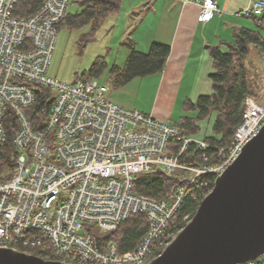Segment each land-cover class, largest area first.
Wrapping results in <instances>:
<instances>
[{
  "label": "built area",
  "instance_id": "built-area-1",
  "mask_svg": "<svg viewBox=\"0 0 264 264\" xmlns=\"http://www.w3.org/2000/svg\"><path fill=\"white\" fill-rule=\"evenodd\" d=\"M180 1L197 4L201 22L220 11L215 0ZM16 2L0 0V151L8 143L6 127H15L12 162L5 166L0 159V248L39 247L48 260L67 264H147L168 243L183 198L199 202L210 192L195 187L196 178L221 175L258 134L264 105L245 97L227 145L194 139L178 124L110 101L108 85L92 77L65 82L49 76L57 26L70 0H43L26 17L14 14ZM262 12L264 0H252L235 14ZM39 88L50 91L52 103L38 130L28 110ZM191 148L201 152L197 162ZM155 170L180 176L171 199L134 189L137 175ZM136 213L145 216L147 229L135 248L122 251L95 239L94 232L114 231ZM238 264H264V252Z\"/></svg>",
  "mask_w": 264,
  "mask_h": 264
},
{
  "label": "trees",
  "instance_id": "trees-1",
  "mask_svg": "<svg viewBox=\"0 0 264 264\" xmlns=\"http://www.w3.org/2000/svg\"><path fill=\"white\" fill-rule=\"evenodd\" d=\"M42 2L43 0H17L14 14L18 17L31 15L40 9ZM121 2L122 0H73L72 3L77 5V10L75 12L67 10L57 29L61 26H65L68 29L86 28L78 39L80 47H83L86 42L94 39L95 32L103 22L110 15L119 11ZM247 18H249L252 25L236 27L232 35V41L225 43L227 50L223 51L220 46L208 47L214 67V72L210 74L212 93L199 96L195 104L191 102L185 103V106L195 105L199 109L200 115H205L210 111L216 113L213 125L214 135L204 138L213 146L227 145L233 131L241 120L246 96H251L257 101L261 100L260 90L262 87L260 88V86L262 84L257 75L249 72L245 59L252 47L258 49L261 54V60L264 58V37L260 33L261 30H264V12ZM127 46L129 47V53L124 65L118 66L114 64L109 69V80L115 88L125 85L135 77H143L162 71L170 52L168 44L159 42L151 43L147 52L136 50L132 41ZM104 66V60L97 58L88 72L84 74L89 77L97 76ZM51 103L50 91L45 88L37 89L36 101L32 108L28 110V116L36 129L39 130L43 127ZM178 125L184 129L186 135L196 129L195 123L186 117ZM6 128L8 131V143L0 151V159L3 165L9 166L12 162L11 157L15 155L11 145V136L15 127L11 124ZM191 149L193 158L197 162L201 152ZM214 180L215 178L212 174H202L196 178L194 186L207 192L212 189ZM180 184L179 175L169 176L161 170H155L137 175L134 180V189L138 193L151 198L168 200L174 196ZM200 201H194L190 196L183 198L172 218V225L167 229L169 235L165 239L166 243L191 218ZM146 229L147 220L145 216L141 213H136L120 223L114 231L104 235L94 232V237L101 245L114 242L120 250L127 251L137 246ZM19 249L47 259L45 251L39 247L28 249L20 247ZM158 252L161 251H156L155 255Z\"/></svg>",
  "mask_w": 264,
  "mask_h": 264
},
{
  "label": "rangeland",
  "instance_id": "rangeland-1",
  "mask_svg": "<svg viewBox=\"0 0 264 264\" xmlns=\"http://www.w3.org/2000/svg\"><path fill=\"white\" fill-rule=\"evenodd\" d=\"M70 0L68 10L75 12L77 5ZM148 10L152 12L162 0H145ZM149 1V2H148ZM121 9L110 15L94 34L92 41L86 42L83 47L79 45V37L86 28L68 29L61 26L57 31L56 42L51 56L47 74L56 77L61 81L71 82L76 76H87L93 62L102 58L105 66L97 76H93L101 84L108 85L106 97L126 108L137 109L145 114H150L155 120L166 124H179L183 118L192 120L196 129L188 134L194 139H204L214 135L213 125L216 117L214 111L205 115L199 114V109L193 105H186V102L196 103L201 95L212 93V81L210 74L197 75L188 71L182 76H169L164 71L154 72L143 77H135L121 87H113L109 80V69L112 65L123 66L129 53V42L135 41L134 48L142 51L140 33L149 26L148 22L140 21L136 15L143 14L141 8L136 7L133 14L126 12L128 0L121 2ZM156 10V9H155ZM158 11V10H157ZM149 13V11H148ZM152 15V13H149ZM148 14V15H149ZM141 16V15H140ZM150 16V15H149ZM148 16V17H149ZM158 16L154 15L156 20ZM173 16L165 17L171 21ZM156 18V19H155ZM242 25L251 26V21L242 16ZM264 37V30L260 31ZM223 51L227 50L222 46ZM145 52V51H142ZM208 53V50H207ZM257 48L252 47L246 57V65L250 73L257 75L260 79V103L264 105V61ZM264 59V58H263Z\"/></svg>",
  "mask_w": 264,
  "mask_h": 264
},
{
  "label": "water",
  "instance_id": "water-1",
  "mask_svg": "<svg viewBox=\"0 0 264 264\" xmlns=\"http://www.w3.org/2000/svg\"><path fill=\"white\" fill-rule=\"evenodd\" d=\"M264 252V125L147 264H238ZM0 264H67L0 248Z\"/></svg>",
  "mask_w": 264,
  "mask_h": 264
},
{
  "label": "crops",
  "instance_id": "crops-1",
  "mask_svg": "<svg viewBox=\"0 0 264 264\" xmlns=\"http://www.w3.org/2000/svg\"><path fill=\"white\" fill-rule=\"evenodd\" d=\"M215 1L220 11L208 21L201 22L198 19L199 6L192 2L162 0V3L155 8L156 10L151 12L146 5L147 1L128 0L129 7L126 12L133 14V9L140 7L143 14L136 16L141 22L145 21L144 23L149 24L140 33L143 39L140 40L141 48L139 49L147 52L153 42L168 44L170 52L162 69L164 74L171 77L182 76L188 71L190 74L197 75L204 73L205 77L214 68L209 52L207 53L208 47H222L226 42L232 41L234 29L243 26L242 17L237 16L235 12L246 7L252 0ZM157 12L159 18L154 20L153 17L157 16ZM167 16H173L171 21L165 18ZM132 43L135 45V41Z\"/></svg>",
  "mask_w": 264,
  "mask_h": 264
},
{
  "label": "bare ground",
  "instance_id": "bare-ground-1",
  "mask_svg": "<svg viewBox=\"0 0 264 264\" xmlns=\"http://www.w3.org/2000/svg\"><path fill=\"white\" fill-rule=\"evenodd\" d=\"M42 118V117H41Z\"/></svg>",
  "mask_w": 264,
  "mask_h": 264
}]
</instances>
